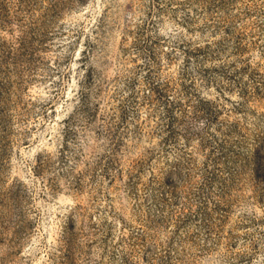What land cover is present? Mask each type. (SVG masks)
<instances>
[{
    "label": "rangeland",
    "instance_id": "rangeland-1",
    "mask_svg": "<svg viewBox=\"0 0 264 264\" xmlns=\"http://www.w3.org/2000/svg\"><path fill=\"white\" fill-rule=\"evenodd\" d=\"M0 264H264V0H0Z\"/></svg>",
    "mask_w": 264,
    "mask_h": 264
}]
</instances>
